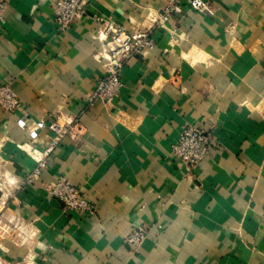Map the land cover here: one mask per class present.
<instances>
[{"label":"crops","instance_id":"obj_1","mask_svg":"<svg viewBox=\"0 0 264 264\" xmlns=\"http://www.w3.org/2000/svg\"><path fill=\"white\" fill-rule=\"evenodd\" d=\"M6 1L0 84L22 110L0 108V227L16 226L0 236V264H264V0L185 6L126 62L111 104L89 103L104 75L97 18L152 27L166 0H89L64 31L57 0ZM20 114L72 127L31 183L56 133L30 141ZM188 124L213 137L194 166L172 154ZM59 177L94 214L48 192ZM138 226L147 235L134 249L125 238Z\"/></svg>","mask_w":264,"mask_h":264},{"label":"built area","instance_id":"obj_2","mask_svg":"<svg viewBox=\"0 0 264 264\" xmlns=\"http://www.w3.org/2000/svg\"><path fill=\"white\" fill-rule=\"evenodd\" d=\"M89 0H57L54 9V20L61 31L68 29L78 18L83 16ZM196 11H203V0H166L164 7L150 16L152 27H126L112 20L97 18L98 29L95 38L100 41L95 56L104 69V75L97 81L94 92L89 97V103L97 101L111 104L119 95L122 86L123 68L132 57L143 51L153 49L156 46L153 37L154 28L164 27L175 14L182 12L184 7ZM8 4L6 0H0V32L5 22V12ZM0 108L17 113L22 110L20 99L10 84H0ZM17 124L25 130L30 141L35 142L39 138L41 130L48 129L56 133V138L50 147L46 148L37 158V165L27 177L31 183L39 176L47 166V157L57 145L59 140L71 130V126L61 127L56 120L30 121L26 115H19ZM212 132L203 126L194 124L186 125L178 139L172 145V154L188 166L200 163L211 151ZM6 189L5 181L0 177V191ZM48 192L63 203L66 210H78L89 214L95 213V205L84 198L81 189L71 184L65 177H59L54 184L46 187ZM5 205L6 202H0ZM16 226L4 225L0 227V236L13 231ZM26 228H16L19 236H23ZM15 231V230H14ZM13 231V232H14ZM146 229L143 226L134 228L125 238L127 244L137 249L146 239Z\"/></svg>","mask_w":264,"mask_h":264}]
</instances>
